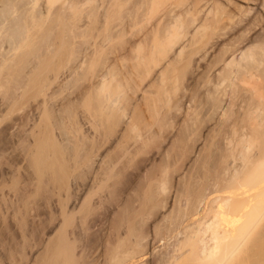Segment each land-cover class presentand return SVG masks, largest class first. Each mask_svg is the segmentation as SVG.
<instances>
[{
  "label": "bare ground",
  "instance_id": "obj_1",
  "mask_svg": "<svg viewBox=\"0 0 264 264\" xmlns=\"http://www.w3.org/2000/svg\"><path fill=\"white\" fill-rule=\"evenodd\" d=\"M0 264H264V0H0Z\"/></svg>",
  "mask_w": 264,
  "mask_h": 264
},
{
  "label": "rangeland",
  "instance_id": "obj_2",
  "mask_svg": "<svg viewBox=\"0 0 264 264\" xmlns=\"http://www.w3.org/2000/svg\"><path fill=\"white\" fill-rule=\"evenodd\" d=\"M219 111L220 110H218V113H219ZM217 117V115H215L214 116V118H216ZM209 125H210V127H212V126H214L213 125V121H211L210 123H209ZM173 133V132H172ZM206 133V132H205ZM204 133V136H203V138L205 139L206 138V134ZM171 136V135H170ZM169 136V137H170ZM170 141H171V139H170ZM204 145V141H202V138H200V139H198V141L195 143V145H194V149H193V152L189 155V159L186 161V166L184 167V174L187 172V171H191L193 168V166H195V164H196V162L198 161L197 159H199V155H200V153H201V151H199V150H201L202 149V146ZM198 148V149H197ZM196 149V150H195ZM197 151V152H196ZM195 160H196V162H195ZM194 161V162H193ZM147 166L149 165V167L151 166V164H146ZM184 174L182 175L181 174V176H177L178 174H176V177L177 178H175V187L177 188V184H178V181H179V177H183L184 176ZM175 192V191H174ZM172 193H170V199H172V200H170L171 201V203H173L174 202V199H175V193L174 194H172ZM169 211V210H168Z\"/></svg>",
  "mask_w": 264,
  "mask_h": 264
}]
</instances>
